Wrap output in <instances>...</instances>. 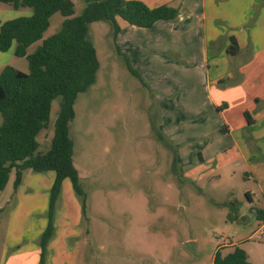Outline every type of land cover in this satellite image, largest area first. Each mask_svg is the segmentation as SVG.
I'll return each mask as SVG.
<instances>
[{"label": "rangeland", "instance_id": "rangeland-1", "mask_svg": "<svg viewBox=\"0 0 264 264\" xmlns=\"http://www.w3.org/2000/svg\"><path fill=\"white\" fill-rule=\"evenodd\" d=\"M74 4V12L79 14L84 2L74 0ZM263 8L264 0H259L248 27ZM30 12L28 7L14 9L0 3V21ZM63 19L54 13L44 37L57 31ZM237 30L225 26V34ZM88 37L99 68L95 82L77 95L69 122L85 209L83 213L82 197L64 179L54 214L58 238L49 248L52 255L46 252L44 264H212L217 248L225 253L234 245L243 248L252 263L264 264L262 222L253 208H264V120L240 130L236 127L239 107H231V131L222 132L227 127L222 122L216 133L203 136L204 125L193 117L187 124L196 127L185 132L183 124L176 122L179 131L170 141L162 136L169 121L162 118L159 100L148 83L128 70L110 23H90ZM40 43H33L27 51ZM246 57V53L228 54L223 66L231 68V75L220 78L217 86L239 84V68ZM6 65L28 71L27 59L15 56L13 46L0 52V71ZM59 104L60 97L53 99L49 124L37 136L40 151L50 146ZM184 139L188 141L182 142ZM208 142L207 151L204 144ZM200 151L204 162L197 154ZM30 173H23L24 191H18L17 198L12 186L14 172L0 190V264H34L36 256L26 249L39 246V230L47 222L49 175L54 177V173ZM246 191L255 199L250 204ZM233 199L240 205L238 217L230 221L225 203ZM187 241H194L195 254L186 248ZM18 247L21 253L17 254ZM47 256L52 260L47 262Z\"/></svg>", "mask_w": 264, "mask_h": 264}, {"label": "trees", "instance_id": "trees-1", "mask_svg": "<svg viewBox=\"0 0 264 264\" xmlns=\"http://www.w3.org/2000/svg\"><path fill=\"white\" fill-rule=\"evenodd\" d=\"M82 1V11L75 14L74 0H0V3L9 4L14 9L28 7L31 10L29 14L0 21V51H7L13 46L15 56L25 57L28 61L27 72L10 65L0 71V190L5 188L12 172L13 191H16L25 170L53 171L47 222L38 237L39 264H44L47 244L55 233L53 219L64 179H68L75 194L82 197L83 213L85 209L86 197L73 161L69 122L75 114L77 95L95 82L99 68L96 49L88 37L89 24L94 21L109 22L115 38L121 30L118 18L130 25L149 28L157 20L173 21L178 17V9L165 4L149 7L140 0ZM54 13H59L64 19L57 31L44 37ZM230 39L226 52L236 55L239 51L237 41L234 36ZM38 40L41 43L29 53L28 47ZM125 60L128 70L144 83L129 58L125 56ZM56 97H60V104L50 146L40 151L37 136L49 124L51 103ZM244 116L249 124L253 122L248 111H244ZM245 195L249 201L252 200L248 191ZM239 205L236 199L225 203L228 220L238 217ZM253 208L256 218L262 222L264 233V208ZM212 264L254 263L248 259L243 248L234 245L225 253L221 247L217 248Z\"/></svg>", "mask_w": 264, "mask_h": 264}, {"label": "crops", "instance_id": "crops-1", "mask_svg": "<svg viewBox=\"0 0 264 264\" xmlns=\"http://www.w3.org/2000/svg\"><path fill=\"white\" fill-rule=\"evenodd\" d=\"M140 1L149 7L165 4L178 9L176 20H157L149 28L130 25L118 18L121 30L115 36L119 52L129 58L132 67L148 83L147 87L154 94L155 100H159L162 118L166 117V121H169L161 130L163 137L171 141L179 131L178 122L183 124L185 132L195 128L196 126L187 124L193 117L202 122L201 126L204 125L201 129L203 136L216 133L222 122L228 127L222 132H229L233 127L229 123L233 107L236 110L239 107V122L236 127L240 130L246 125H256L257 120H264V8L257 14L254 25L247 26L248 20L252 18L253 8L259 0ZM225 26L238 30L225 34ZM231 35L235 37L239 47L235 56L246 53L248 59L242 61L243 64L239 68L241 82L222 88L217 86V81L223 77L228 78V74L231 75V68L223 66V62L227 61L226 46ZM173 93L175 97H172ZM244 111H250L253 120L251 125L245 124L242 118ZM187 141L188 139L182 140ZM204 147L208 151L209 142L205 143ZM197 154L204 162L202 152ZM29 171L31 170L27 169L24 172ZM262 171L264 174V169ZM30 174H33V171ZM263 174H257L259 183ZM49 176L51 186L53 176ZM25 182L23 177L17 190L13 191L16 198ZM64 182L65 180L63 185ZM252 194L250 191L252 200L249 204L255 201ZM63 206L62 198L61 208ZM53 224L55 233L47 244L48 254L51 255L52 250L49 248L52 244L55 245L58 238L56 216ZM43 228L44 226L39 230V234ZM33 241L35 242V238ZM28 250L30 255L36 256L33 262L36 264L39 246L35 245L26 249ZM15 253H21V247L15 249ZM50 256H47V262L52 260Z\"/></svg>", "mask_w": 264, "mask_h": 264}, {"label": "water", "instance_id": "water-1", "mask_svg": "<svg viewBox=\"0 0 264 264\" xmlns=\"http://www.w3.org/2000/svg\"><path fill=\"white\" fill-rule=\"evenodd\" d=\"M186 248L192 253L195 254L194 241H187Z\"/></svg>", "mask_w": 264, "mask_h": 264}]
</instances>
